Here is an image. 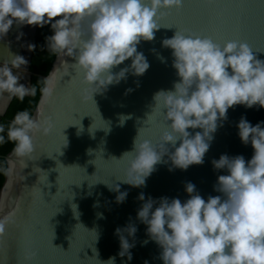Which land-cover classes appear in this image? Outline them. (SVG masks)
<instances>
[{
	"label": "clouds",
	"instance_id": "9594fccd",
	"mask_svg": "<svg viewBox=\"0 0 264 264\" xmlns=\"http://www.w3.org/2000/svg\"><path fill=\"white\" fill-rule=\"evenodd\" d=\"M182 6L183 0H0V39L13 25H49L52 34L45 37L44 48L68 58L93 99L94 93L106 91L127 74L145 73L149 63L137 46L154 39L155 31L162 26L158 23L162 9L179 10ZM161 46L171 49L178 79L171 89L153 94L151 112L143 121L159 128V140L154 143L150 138H138V129L131 150L120 157H128L126 173L131 177L121 181L134 187L144 186L160 162L170 161V171L202 164L229 108H264V59L258 58L246 41L217 42L209 36L176 29L171 37L162 39ZM27 48L33 50L35 45L29 43ZM129 58L130 64L113 71ZM27 63L18 54L0 63V95L7 93L23 100L35 94V86L19 83L21 76L13 71ZM41 92L52 94L47 78ZM128 118L119 114V123L123 125ZM236 127L240 141L250 143L253 153L247 161L240 154H221L211 161L214 169L225 172L217 176L213 186L219 195L205 199L192 182L185 183L188 197L183 202L176 197L145 199L143 192L138 195L142 204L136 217L146 225L148 239L159 246L162 264H264V121L253 125L242 115ZM108 128L107 124L105 130ZM49 130L28 111H21L6 132L0 124V144L13 142L18 158L30 157L33 134H47ZM105 184L117 192V203L124 201L126 190ZM71 208L78 213L75 203ZM3 229L4 221H0V233ZM135 232L133 224L115 230L120 245L117 255L128 261L135 244L125 233L134 236ZM99 261L115 264V257Z\"/></svg>",
	"mask_w": 264,
	"mask_h": 264
},
{
	"label": "water",
	"instance_id": "95a60500",
	"mask_svg": "<svg viewBox=\"0 0 264 264\" xmlns=\"http://www.w3.org/2000/svg\"><path fill=\"white\" fill-rule=\"evenodd\" d=\"M161 11L158 23L162 26L155 31L154 39L137 46L149 68L141 76L127 74L126 79L109 85L106 91L94 93L93 99L68 58L55 56L44 76L52 94L41 92L31 114L49 127V132L33 134L34 151L30 157L18 158L13 148L5 155L6 173L0 188V221H4L0 264H101L99 259L109 257H115V264H144L145 260L148 264H162L159 246L148 239L146 225L136 217L142 204L138 195L143 192L145 199L176 197L183 202L188 197L185 183L192 182L207 199L209 195H219L213 186L217 176L225 174L224 170L214 169L213 159L221 154H240L246 161L251 158L252 146L240 141L236 124L242 115L253 125L264 121V108L235 105L228 109L227 119L213 134L202 164L170 171V161L160 162L142 187L121 181L131 179L126 173L128 157H120L131 150L138 129V138H150L154 143L159 140V128L143 122L151 112L153 94L171 89L178 79L171 49L161 46L162 39L183 29L217 42L243 40L258 58L264 59V52L255 51H264V0H183L179 10ZM24 26L21 40L16 38L11 47L17 54L22 50L21 55L28 61L23 66L26 70L22 67L13 71L21 76L19 83L29 87L34 49L29 50L27 45H34L37 27ZM8 60L0 58V63ZM127 64L130 58L113 71ZM13 98L7 93L0 95V118ZM119 114L129 116L123 125ZM105 183L119 185V191L126 190L124 201L117 203V192ZM72 203L77 205L78 213H73ZM129 224L136 227L134 236L125 233L135 244L129 250L130 261L117 255L120 245L115 233L118 227ZM146 239L148 242L143 243Z\"/></svg>",
	"mask_w": 264,
	"mask_h": 264
},
{
	"label": "trees",
	"instance_id": "16d2710c",
	"mask_svg": "<svg viewBox=\"0 0 264 264\" xmlns=\"http://www.w3.org/2000/svg\"><path fill=\"white\" fill-rule=\"evenodd\" d=\"M51 28L49 25L44 27H37L35 36V48L31 60V86H35L34 95H26L23 100L17 99L15 96L6 111L5 115L0 118V124L5 128V132L9 123L14 116L21 111H28L32 114L33 109L38 101L41 89L44 86V76L49 72L50 67L55 58V54L49 53L45 45V37L51 35ZM13 142L7 141L0 144V188L3 184L6 173L5 155L13 148Z\"/></svg>",
	"mask_w": 264,
	"mask_h": 264
},
{
	"label": "crops",
	"instance_id": "0c3cea01",
	"mask_svg": "<svg viewBox=\"0 0 264 264\" xmlns=\"http://www.w3.org/2000/svg\"><path fill=\"white\" fill-rule=\"evenodd\" d=\"M23 27L25 26L23 25V26L17 27L16 25H13V27L11 28L7 36H5L3 39H0V58H5V59L10 58L11 59L13 55H17L15 49L12 48L11 45L15 44L14 40L17 38V36H19V40H21V37L23 36L21 35L23 31ZM23 48L24 46L21 45V49ZM18 52H19L18 55H21L22 50L20 52V49H19ZM20 83H22V81Z\"/></svg>",
	"mask_w": 264,
	"mask_h": 264
}]
</instances>
